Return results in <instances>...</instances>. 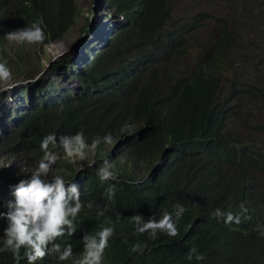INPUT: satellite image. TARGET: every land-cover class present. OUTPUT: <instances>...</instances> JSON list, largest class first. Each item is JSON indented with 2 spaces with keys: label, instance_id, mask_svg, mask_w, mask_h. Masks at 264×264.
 <instances>
[{
  "label": "trees",
  "instance_id": "16d2710c",
  "mask_svg": "<svg viewBox=\"0 0 264 264\" xmlns=\"http://www.w3.org/2000/svg\"><path fill=\"white\" fill-rule=\"evenodd\" d=\"M103 2L117 24L102 35L85 16L82 32L95 31L102 41L92 49L83 47L88 54L52 64L51 70H63L64 80L75 81L76 86L64 87L43 82L37 71L18 72L31 54L23 44L12 46L16 40L9 33L39 22L46 39L28 42L35 58L37 50L78 21L74 0H0V62H7L10 83L33 81L16 87L19 95L25 90L34 95L26 108L0 117L1 160L16 158L26 165L21 174L0 167V211L14 199L18 182L44 159V137L82 131L91 146L111 134L113 143L85 149L93 163L79 169L62 147L49 146L58 157L49 182L63 175L75 183L83 208L77 231L56 241L61 251L70 244L72 255L60 260L50 250L36 264H77L84 256L83 238L97 236L104 227L114 232L100 264H264V143L228 131L235 119L245 131L264 132L248 121L257 110L264 111V44L250 37L263 24L259 3L240 1L237 15L208 31L200 13L175 18L169 0ZM105 166L116 180H100L97 172ZM176 204L186 209L179 220ZM216 209L240 214L241 223L218 222L212 217ZM165 212L176 221V237L140 234L131 219L158 220ZM7 225L0 218V248ZM136 244L145 245L142 252L132 250ZM193 247L204 260L186 258ZM0 264H16L11 251L0 252ZM19 264H27L26 258Z\"/></svg>",
  "mask_w": 264,
  "mask_h": 264
},
{
  "label": "clouds",
  "instance_id": "9594fccd",
  "mask_svg": "<svg viewBox=\"0 0 264 264\" xmlns=\"http://www.w3.org/2000/svg\"><path fill=\"white\" fill-rule=\"evenodd\" d=\"M9 38L18 42L43 43L46 35L40 23L37 22L30 28H22L9 33ZM56 58L58 59L59 56ZM6 63V61L0 62V82L5 85L0 88V92L11 91L15 87L10 83L12 74ZM100 143H113L111 134L94 139L91 146L86 143L82 131L73 136L57 138L55 134H49L43 138L40 148L45 153L44 159L32 171L29 178L21 179L18 182L12 192L14 199L4 202L3 207L6 211H0V218L6 219L8 222L7 228L4 230L6 237L4 246L0 248V252L11 251L16 264L25 258L27 264H36L37 261L43 260L50 250L57 253L60 260H65L72 255L70 244L64 245L63 251H61V245L56 241L64 236L70 237L77 231L76 218L80 214L83 204L80 200L78 186L75 183L67 182L63 175H55L49 182V173L58 159L57 155L49 150V146L51 145L53 148L60 146L68 158L79 157L80 160H83L85 149L89 147L95 149ZM97 175L101 181L117 179L116 174L108 166L101 167ZM112 195H114V191L109 192V199ZM88 207H91V204ZM174 208L176 220H179L186 209L181 204H176ZM246 211L247 209L242 207V212ZM212 217L216 218L218 222L223 219L226 225L241 223L240 214L225 213L220 209H216L212 213ZM131 219L138 233H148L153 239L156 238L158 232L166 233L170 237H176L179 234L176 221L169 212H165L158 220L152 217L145 220L140 215H134ZM113 232L112 227H104L95 237L86 235L83 238L84 256L77 264H100ZM260 234L264 235V231H261ZM144 247L145 245L136 244L132 250L142 252ZM21 249L25 250L24 256H21ZM193 256L197 261L205 259L195 247L190 249L186 258L192 260Z\"/></svg>",
  "mask_w": 264,
  "mask_h": 264
},
{
  "label": "rangeland",
  "instance_id": "374dc122",
  "mask_svg": "<svg viewBox=\"0 0 264 264\" xmlns=\"http://www.w3.org/2000/svg\"><path fill=\"white\" fill-rule=\"evenodd\" d=\"M240 1L245 4L247 0H169V3H171L173 6L175 18H188L191 14L200 13L199 17H205L207 19L206 23H204L207 30L215 31L221 26L220 23L222 21L227 22L231 15H237L238 10L242 8L239 6ZM74 3L80 11V16L78 21H76L73 25L71 31L64 34V36L61 38L42 46L40 50H37L35 58L33 56V45H29L27 41L13 42L12 46L18 47L20 44H23V51H26L27 54H31L26 65L23 68L19 67L18 72L23 71L22 69H25L27 72L37 71L36 77L40 78L43 82L53 81L54 83L64 87L76 86L74 80L68 79V81H66L63 79L65 75L63 70H51L50 68L52 64L63 58H76L81 54V52L88 54L86 51H84L83 47L92 49L98 43V39L99 41H102L95 31L92 33L82 32L81 26L83 25L85 16L89 18L88 21L90 24H95L100 28L102 35L114 29L117 24L116 19L118 18L116 16L114 17L112 8L109 7L107 2H103V0H74ZM256 3H259L257 7V13L261 15L262 13L264 14V0H256ZM245 7H249V2L245 5ZM262 17L263 24L259 27V31L257 33L258 37L253 33L249 35L253 40L256 41V43H259L260 39V41L264 44V15H262ZM260 47L262 52H264V45L261 44ZM57 56H59L58 59L56 58ZM15 69L17 68H12V70ZM32 82L33 81L27 80L22 84L14 83L15 87H13L11 91L0 92L1 118L6 113H16L18 110L26 108L34 101V95L29 90H25L24 96H21L17 93L16 88L23 86L25 83L31 84ZM3 87H5V85L3 82H1L0 88ZM255 103L257 102H253L251 106L256 107L257 105ZM254 113L256 118H251L250 116L248 119L249 123H251L250 125L264 127V111L257 110ZM228 131L237 133L240 132L245 136L247 134L249 138L256 140L258 143H264V132H261V130L255 131L254 129L245 131L243 125L237 122L235 119L230 121ZM0 135H3L1 127ZM6 154L9 153L7 152ZM88 154L89 153L85 154L83 160H80L79 157L75 159H69L67 157V159L71 161L72 165L76 167V169H79L85 164L93 163V160L89 158ZM0 167L14 168L19 174L26 170L25 163L16 158H2V160L0 158Z\"/></svg>",
  "mask_w": 264,
  "mask_h": 264
}]
</instances>
